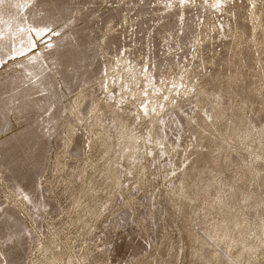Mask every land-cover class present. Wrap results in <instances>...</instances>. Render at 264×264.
Instances as JSON below:
<instances>
[{
	"label": "rangeland",
	"instance_id": "obj_1",
	"mask_svg": "<svg viewBox=\"0 0 264 264\" xmlns=\"http://www.w3.org/2000/svg\"><path fill=\"white\" fill-rule=\"evenodd\" d=\"M4 81L0 264H264V0H0Z\"/></svg>",
	"mask_w": 264,
	"mask_h": 264
},
{
	"label": "bare ground",
	"instance_id": "obj_2",
	"mask_svg": "<svg viewBox=\"0 0 264 264\" xmlns=\"http://www.w3.org/2000/svg\"><path fill=\"white\" fill-rule=\"evenodd\" d=\"M26 20V19H25ZM13 36V35H12ZM62 45V44H61ZM59 46V45H57L56 47H55V49H54V51H52L51 53H50V55L51 56H53V54L54 53H56V51L60 48V47H62V46ZM55 56H56V54H55ZM50 57V56H49ZM54 57V56H53ZM43 59H44V56L43 55H40V56H38V57H36V60L39 62V60H41V63H42V61H43ZM56 59V58H55ZM37 62V63H38ZM40 63V62H39ZM41 63H40V65H41ZM29 64V63H28ZM38 66V65H37ZM23 70L24 71H26V72H31V70H34V68L33 67H29L28 65H24L21 69H20V71H18L17 72V76H14V77H12L13 79H16V78H18L19 76L21 77V75L23 74ZM27 74V73H26ZM23 76L24 77H26L25 76V74H23ZM35 76V75H34ZM11 78V79H12ZM9 78H6V80L5 81H7ZM17 80V79H16ZM24 80V79H23ZM5 81H4V83L3 82H1L0 83V89H2L6 84H5ZM20 81V80H19ZM12 83H13V80H12ZM170 119V118H169ZM177 120V119H176ZM170 122V121H169ZM177 122V121H176ZM168 124H170V123H168ZM173 124V123H172ZM167 125V124H166ZM168 127V126H167ZM164 134H165V132H164ZM162 136H163V134H162ZM166 136V135H165ZM9 142V141H8ZM2 143H4V142H2ZM5 143H7V142H5ZM13 144V145H12ZM20 145H21V140H16V142L14 141H12V143L10 144V145H8V146H6V153H8V155H9V159H10V157L11 158H13V153L14 152H16V150L20 147ZM4 146V145H3ZM1 148V147H0ZM1 150H3L4 151V148H1ZM4 152V153H5ZM46 153V152H45ZM16 154V153H15ZM18 154V153H17ZM17 156V155H16ZM40 157V156H39ZM46 157H47V155H46ZM41 158V157H40ZM17 160H16V158L14 157V159L12 160V162H10L11 164L10 165H12L13 163H15ZM44 163V162H43ZM41 165V164H40ZM24 168V167H23ZM39 168H40V166H39ZM42 168V167H41ZM18 169V168H17ZM12 170V169H11ZM12 175V174H11ZM16 176V175H15ZM19 177V176H18ZM18 180V179H17ZM13 182V181H12ZM20 182V181H19ZM17 185H18V183L16 182V188H17ZM19 187V186H18ZM20 188V187H19ZM23 192V191H22ZM25 192V191H24ZM25 194V193H24ZM25 197L26 198H28V195L27 194H25ZM14 236V235H13ZM9 238V237H8Z\"/></svg>",
	"mask_w": 264,
	"mask_h": 264
}]
</instances>
